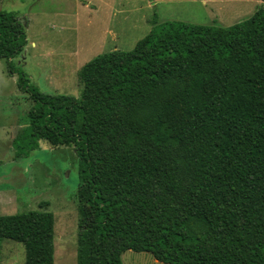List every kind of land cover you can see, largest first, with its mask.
Returning <instances> with one entry per match:
<instances>
[{
    "label": "trees",
    "instance_id": "obj_1",
    "mask_svg": "<svg viewBox=\"0 0 264 264\" xmlns=\"http://www.w3.org/2000/svg\"><path fill=\"white\" fill-rule=\"evenodd\" d=\"M131 50L79 70L78 97L48 94L14 64L27 45L0 10V59L33 102L15 159L74 146L78 264H124L127 250L165 264H264V0L230 26L160 21ZM49 203L42 202L41 208ZM55 216L0 215L25 264H55Z\"/></svg>",
    "mask_w": 264,
    "mask_h": 264
},
{
    "label": "rangeland",
    "instance_id": "obj_2",
    "mask_svg": "<svg viewBox=\"0 0 264 264\" xmlns=\"http://www.w3.org/2000/svg\"><path fill=\"white\" fill-rule=\"evenodd\" d=\"M262 0H0L18 14L27 45L13 59L30 84L48 94L78 97L79 70L99 54L131 50L160 21L230 26L249 18ZM33 102L0 59V215L43 209L54 213L55 264H78L80 161L74 146L41 140L29 156L14 158V140L28 125ZM49 205L41 208L42 202ZM124 264H165L149 252L127 250ZM0 264H25L22 243L4 239Z\"/></svg>",
    "mask_w": 264,
    "mask_h": 264
}]
</instances>
